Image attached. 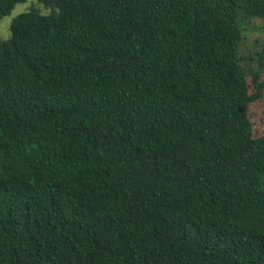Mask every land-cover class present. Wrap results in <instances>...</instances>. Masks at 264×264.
<instances>
[{"label":"trees","instance_id":"obj_1","mask_svg":"<svg viewBox=\"0 0 264 264\" xmlns=\"http://www.w3.org/2000/svg\"><path fill=\"white\" fill-rule=\"evenodd\" d=\"M36 2L0 40V264H264V0Z\"/></svg>","mask_w":264,"mask_h":264},{"label":"rangeland","instance_id":"obj_2","mask_svg":"<svg viewBox=\"0 0 264 264\" xmlns=\"http://www.w3.org/2000/svg\"><path fill=\"white\" fill-rule=\"evenodd\" d=\"M35 9L41 14H46L43 7L36 0H27L14 6L9 15L0 19V40H7L10 36V25L16 16ZM254 23L244 31V40L239 47V56L243 59L246 67H256L259 53L264 52V20L251 19ZM264 69V64H263ZM256 134H264V113L250 117Z\"/></svg>","mask_w":264,"mask_h":264}]
</instances>
